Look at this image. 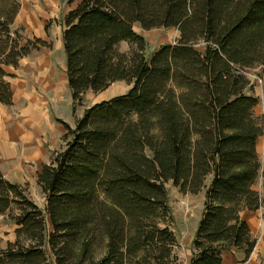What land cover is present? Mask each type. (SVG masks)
Here are the masks:
<instances>
[{
  "label": "trees",
  "instance_id": "16d2710c",
  "mask_svg": "<svg viewBox=\"0 0 264 264\" xmlns=\"http://www.w3.org/2000/svg\"><path fill=\"white\" fill-rule=\"evenodd\" d=\"M65 1H77L61 29L72 103L117 81L129 87L85 109L74 128L57 119L65 143L38 173L43 210L0 171V214L13 207L17 227L0 264H50L45 243L54 264H180L164 184L198 193L207 174L189 264H220L232 247L244 264L257 239L240 212L261 207L253 185L264 183L255 145L264 130L244 69L264 68V0ZM20 7L0 0V104L12 102L3 65L52 47L23 41L13 28ZM136 23L175 27L179 37L146 58ZM121 41L135 48L120 51Z\"/></svg>",
  "mask_w": 264,
  "mask_h": 264
},
{
  "label": "rangeland",
  "instance_id": "374dc122",
  "mask_svg": "<svg viewBox=\"0 0 264 264\" xmlns=\"http://www.w3.org/2000/svg\"><path fill=\"white\" fill-rule=\"evenodd\" d=\"M19 1L21 2V7L16 15V20L14 22L13 28L21 29L19 33L23 38V41L31 40V38L37 36L43 38L45 41L50 42L52 46L51 48L46 47L40 48L38 50H33L32 53H30L28 56L22 57L19 60L26 66L27 69H33V66L36 64L38 58H44L45 60L49 61V63L53 67L54 71L48 68L46 72L48 76L43 77L47 78V80L49 78L54 80L55 84L53 85V91L50 88H45L47 87L45 84H33L30 86V89L32 92H35L36 94L47 98L51 97V94L55 91L54 97L58 98L60 100V103L57 104V106H59V109L54 107V112H56V114L62 119L67 118V120L69 121L68 124H70L72 128L75 127L77 119H79L85 109L93 106L94 103L108 100L109 98L117 95H122L128 90L129 85L126 83V81H117L110 84L104 91H87L80 96V99L77 103H71V105H69V102L71 101V91H69L68 85L63 78L65 61L64 49L61 43V29L65 17L64 15L70 8H72V5L65 0ZM46 25L47 29L45 31L44 28L46 27ZM133 29L144 37V41L146 44L143 54L146 58H149L152 53L161 45H164L166 43H174L179 37V31L175 27H153L150 30H145L140 28L138 23H136L133 25ZM194 45L195 48H198L200 50L204 49V42L200 40L196 41V44ZM133 48H135V46L127 43L126 41H122L119 46L120 51L122 50L126 52L130 51ZM257 66L244 69V71H246L248 79L251 80V83H253L254 85H259L263 81V78L259 75ZM21 73L23 76H27L28 74V72ZM11 76L12 75L9 73L7 79L9 80ZM18 103L21 105L23 101L20 100ZM258 103L261 107L260 123L264 130L263 95H260L258 97ZM24 104H26V102ZM64 143L60 145L61 148L59 147L55 151L61 150L64 146ZM211 177L212 176H210L209 174L205 176L203 187H201L198 193L180 192L179 188L174 186L171 180L165 182L164 184L166 193H168V206L174 216V220L170 224V227L173 230L177 240V245L172 247L173 253H176L178 256L177 263L189 264V258L191 253L193 252L192 243L190 242V232L194 228L196 219L201 216L205 193L204 190L210 183ZM258 180L254 184V187L256 188V190H258V192H261L262 189L258 186ZM21 185L25 187L27 195L43 210L45 207L46 196L44 195L40 184L37 181H31L21 183ZM261 198L263 203V197L261 196ZM10 212L15 214V210L13 209V207L11 210H6V213L0 214V251L7 245L8 231L6 232L4 231V229H7L8 223L11 222V219L9 217V214H11ZM262 218H264V210L263 212H261V215L257 216L259 223L261 222ZM44 222L46 226L45 238H47L48 233L52 231V226L47 214L44 215ZM1 223H4V225ZM12 240L13 239H11V241ZM187 242H189L188 245H186ZM185 246L188 247L186 248ZM44 249L49 263L54 264V256L51 255L47 243H45ZM101 250L102 249L99 248L97 254H100ZM229 250H231V248L223 250L222 257L228 251L230 253V261H232L233 259H238L237 261H235V264H237V262L243 258V252L242 255L236 252V256L235 252L232 253ZM220 264H224L222 260ZM244 264H264V255L262 256L260 253H257L253 255V257L249 258Z\"/></svg>",
  "mask_w": 264,
  "mask_h": 264
},
{
  "label": "crops",
  "instance_id": "0c3cea01",
  "mask_svg": "<svg viewBox=\"0 0 264 264\" xmlns=\"http://www.w3.org/2000/svg\"><path fill=\"white\" fill-rule=\"evenodd\" d=\"M76 4L77 1L71 3L72 8L69 10L75 8ZM33 67V69H27L21 62L16 69L11 65H3L6 73L12 75L8 80L12 92V103L9 105L0 104V171L9 181L16 182L20 185L21 183L37 181L38 173L43 167L42 165L48 164L55 150L64 143L63 135L65 133V127L61 122L57 121V119L69 123L67 118L62 119L54 112V107L59 109L57 104L60 103V100L54 97L55 91L51 94V97L47 98L32 92L30 89V86L33 84H45L47 86L45 88H50L53 91V85L55 84L54 80L43 78L48 76L46 74L47 69L53 70V67L49 61L44 58H38ZM257 68L263 81L259 85H254L250 80L251 87L247 92L253 94L258 99L260 95L264 96V68L261 65H258ZM21 72H28V74L27 76H23ZM63 78L67 84L65 69ZM20 100L23 101L21 105L18 103ZM25 102L26 104H24ZM71 103L72 98L69 105H71ZM253 113L257 118H261V107L259 103L253 108ZM255 145L263 169L264 132L256 139ZM258 186L262 189V194L261 192L259 193L264 200V183L262 176H260L258 180ZM253 189L256 190L254 185ZM263 210L264 201L261 207L256 210H249L246 208L240 212L243 220H246L248 223L252 235L257 239L256 245L249 258L257 253H260L262 256L264 255V218H262L260 223L257 219V216L261 215ZM200 217L196 219L194 228L190 232L191 243ZM1 224L4 225V223ZM16 228V224L11 220V222L8 223V228L4 229V231H8V241L15 238L14 231ZM188 243L189 242H187L186 245H188ZM185 247L187 248L188 246ZM229 251L232 253L237 252L242 255V251L234 247ZM192 255L193 252L190 255L189 261ZM237 260L238 259H233L230 261V253L228 251L222 257V262L224 264H235Z\"/></svg>",
  "mask_w": 264,
  "mask_h": 264
},
{
  "label": "built area",
  "instance_id": "2783aa9c",
  "mask_svg": "<svg viewBox=\"0 0 264 264\" xmlns=\"http://www.w3.org/2000/svg\"><path fill=\"white\" fill-rule=\"evenodd\" d=\"M264 118V117H263Z\"/></svg>",
  "mask_w": 264,
  "mask_h": 264
}]
</instances>
